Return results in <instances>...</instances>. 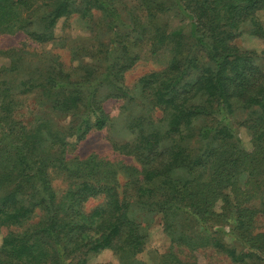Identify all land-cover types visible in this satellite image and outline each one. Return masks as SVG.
I'll list each match as a JSON object with an SVG mask.
<instances>
[{
	"label": "trees",
	"instance_id": "1",
	"mask_svg": "<svg viewBox=\"0 0 264 264\" xmlns=\"http://www.w3.org/2000/svg\"><path fill=\"white\" fill-rule=\"evenodd\" d=\"M259 12L264 0H0V35L55 43L73 63L0 49V264H89L106 249L138 264L153 212L177 249L208 246L233 264H264V46L235 43L246 32L264 45ZM76 13L91 17V37L56 38L57 23ZM144 46L166 53L165 64L128 87L124 74ZM29 95L69 124L26 127L13 112ZM108 100L123 114L112 148L138 165L76 155L91 132L112 127ZM240 112L249 150L232 123ZM54 175L67 182L62 193ZM162 259L198 264L173 248Z\"/></svg>",
	"mask_w": 264,
	"mask_h": 264
},
{
	"label": "rangeland",
	"instance_id": "2",
	"mask_svg": "<svg viewBox=\"0 0 264 264\" xmlns=\"http://www.w3.org/2000/svg\"><path fill=\"white\" fill-rule=\"evenodd\" d=\"M128 5L135 3V0H124ZM260 20L264 24V12L258 13ZM97 13L92 12L91 17L97 18ZM85 19H81L76 13L70 16L66 21L60 20L54 28V36H69L70 38H90V25L92 23ZM178 23L171 21V27H174ZM235 43L242 49H253L260 53L263 49V42L261 39L253 37L246 32H243L239 37L235 39ZM10 47H22L25 51L31 53V55L41 54H55L59 57V60L64 65L73 64L71 61L70 52L57 46L55 43L39 45L28 38L22 32H16L12 34L0 35V49H7ZM45 54V55H46ZM83 57V56H78ZM167 54L159 52L152 55L147 46L142 48L138 60L133 66L128 69L124 74V84L128 87H133L140 76L157 71L163 68L165 64ZM83 61H91L89 58H83ZM79 58L75 61L78 62ZM6 60L0 59V65L5 63ZM108 113L112 116L113 125L110 129H101L91 132L77 147L76 155L79 157H87L89 155H95L100 159L109 160L112 163L124 162L127 164L138 163L132 156L124 155L118 151L113 150L110 138H114L116 141L123 140L124 134L119 130V125L122 122L123 114L120 109L121 101L108 100L104 104ZM14 117L20 120L26 127L32 128L40 120L49 119L56 125L65 127L69 124L70 115L64 113H58L46 108V105H40L34 95L19 96V101L14 108ZM125 115V113H124ZM246 116L244 112L238 113L232 118L233 126L237 129L238 136L241 140L242 146L249 150L251 148V133L250 131L241 125L240 120ZM161 117L160 111L154 113L153 119L156 120ZM53 185L56 188L57 193H62L67 185L65 178L53 176ZM117 181L122 183L124 181V174L118 172L116 174ZM245 178L244 174H240L238 182L243 183ZM229 192V191H228ZM99 200H92L86 204L87 208H91L96 205ZM145 217L146 224L145 231L147 233L146 243L141 252L134 256L138 264H164L162 256L167 254L171 248L177 250V255L182 260L195 259L198 264H233L229 258L211 247H199L195 251H190L187 247L180 246L179 249L172 242L167 231L163 228L164 219L161 213L153 212ZM36 218H34L35 220ZM258 226L260 229H264V215H260L258 218ZM229 242L230 239L226 237ZM89 264H119V261L114 256L111 250H103L94 257L91 258Z\"/></svg>",
	"mask_w": 264,
	"mask_h": 264
}]
</instances>
